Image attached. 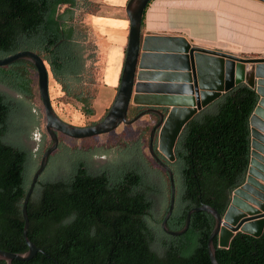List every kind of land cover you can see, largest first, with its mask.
Returning a JSON list of instances; mask_svg holds the SVG:
<instances>
[{
	"label": "trees",
	"instance_id": "1",
	"mask_svg": "<svg viewBox=\"0 0 264 264\" xmlns=\"http://www.w3.org/2000/svg\"><path fill=\"white\" fill-rule=\"evenodd\" d=\"M91 2L0 0V59L24 50L36 53L63 99L81 103L86 116L94 114L93 94L83 85L88 33L76 10ZM142 24L143 17L141 28ZM35 75L34 66L24 60L0 67V85L11 92L0 91V250L17 254L28 250L22 238V202L42 154L51 145L43 130L35 139L42 117L31 102ZM257 102L255 90L245 84L222 94L184 126L173 162L157 151L155 133L153 150L170 168L175 187L167 229L180 231L187 212L201 205L224 214L232 191L247 173L249 119ZM145 109L130 103L127 119ZM152 128L117 146L112 160L103 164L95 159L109 149L72 148L57 133L58 147L27 205L28 238L50 259L38 253L12 264H211L207 241L213 216L192 213L181 236H170L161 228L171 187L168 173L143 148H148ZM213 247L218 264H264V229L257 238L237 232L228 248H220L214 238Z\"/></svg>",
	"mask_w": 264,
	"mask_h": 264
},
{
	"label": "water",
	"instance_id": "2",
	"mask_svg": "<svg viewBox=\"0 0 264 264\" xmlns=\"http://www.w3.org/2000/svg\"><path fill=\"white\" fill-rule=\"evenodd\" d=\"M151 0H128L125 13L129 22L127 45L114 100L106 115L97 123L77 127L62 121L54 112L49 96V73L42 58L32 51H19L0 59V67L17 61L30 62L37 76L38 94L43 109L45 132L51 145L44 151L34 172L22 202L24 222L22 238L27 252L17 254L0 250V260L6 264L13 261L26 262L42 254V249L28 238L29 220L27 205L38 178L43 173L49 156L58 147L57 133L74 140L94 138L113 132L120 125H131L144 115L158 116V122L149 136L150 156L169 176L171 187L169 208L161 222L162 230L170 236H181L189 228L194 212H206L215 220L207 241V254L211 264H218L213 247L214 238L220 248H228L237 232L259 237L264 229V57L243 58L229 53L208 50L190 44L180 36H143L141 23L144 11ZM264 3V0H257ZM239 84L255 90L257 105L249 119L250 157L247 173L241 185L232 191L229 204L223 215L214 208L201 205L187 212L185 225L180 231L167 229V221L174 207L175 187L173 174L153 150L154 134L157 131V151L169 162L175 160L174 146L182 129L198 112L217 100L222 94ZM138 94L161 102L139 101ZM130 103L145 107L131 120L127 119ZM177 110H184L169 145L164 147L161 136L168 120Z\"/></svg>",
	"mask_w": 264,
	"mask_h": 264
},
{
	"label": "crops",
	"instance_id": "3",
	"mask_svg": "<svg viewBox=\"0 0 264 264\" xmlns=\"http://www.w3.org/2000/svg\"><path fill=\"white\" fill-rule=\"evenodd\" d=\"M127 2L121 0V5L117 6L124 9ZM120 15L116 26H98L103 33L107 28L114 29L112 45L121 59L115 92L129 30L126 13ZM141 32L143 36L184 37L194 46L243 58L264 57V3L257 0H151L144 11ZM96 43L101 56L102 47L98 41Z\"/></svg>",
	"mask_w": 264,
	"mask_h": 264
},
{
	"label": "rangeland",
	"instance_id": "4",
	"mask_svg": "<svg viewBox=\"0 0 264 264\" xmlns=\"http://www.w3.org/2000/svg\"><path fill=\"white\" fill-rule=\"evenodd\" d=\"M88 5H82L79 10H76V17L78 22L86 27L88 33L89 47L86 54L87 62L85 65L86 73L84 76L83 85L93 94V99L90 102V107L93 108L94 114L92 116H86L82 111V104L69 99H63V93L60 87L49 76V96L51 104L55 114L65 123L77 126L86 127L90 123L100 121L109 110L114 97L115 87L118 84V74L121 67V59H119L117 49L112 45L115 38L112 31L114 29L107 28V31L101 32L99 25H113L116 26L121 16L124 14L125 8L121 5V0H94ZM126 6V5H125ZM96 14V16H92ZM104 19V20H102ZM103 34V35H101ZM102 47L103 55L99 56L97 43ZM35 84L33 89L32 107L34 112L38 113L40 118V129L35 133V139L39 137V132L43 130L45 132V121L43 117V111L41 101L38 94L37 76H34ZM0 91L11 94V92L3 85H0ZM15 95V94H14ZM155 124L154 119L149 115L142 116L139 120L131 125H120L113 132L105 135H100L88 140H74L63 137L64 144L70 147L76 148H97L104 147L109 149V153L106 155H98L96 161L100 164L112 160V157L116 151L120 148L117 146L122 145L124 142H130L138 137L141 130L149 128ZM48 143V140H47ZM30 146L34 149L36 141H31ZM144 151L148 152L147 146H144ZM79 156L82 153L77 152ZM51 161V158H50ZM49 165L45 171H48ZM44 173V174H45ZM43 174V175H44Z\"/></svg>",
	"mask_w": 264,
	"mask_h": 264
},
{
	"label": "bare ground",
	"instance_id": "5",
	"mask_svg": "<svg viewBox=\"0 0 264 264\" xmlns=\"http://www.w3.org/2000/svg\"><path fill=\"white\" fill-rule=\"evenodd\" d=\"M139 101H148V102H161V100H156L151 97H145L143 94H138ZM184 114V110H177L173 117H171L167 124L165 125L162 136H161V142L164 147H167L169 145V142L171 140V137L173 133L175 132L177 125L179 123V118L181 115Z\"/></svg>",
	"mask_w": 264,
	"mask_h": 264
},
{
	"label": "flooded vegetation",
	"instance_id": "6",
	"mask_svg": "<svg viewBox=\"0 0 264 264\" xmlns=\"http://www.w3.org/2000/svg\"><path fill=\"white\" fill-rule=\"evenodd\" d=\"M149 117L153 118L155 124H157V122H158V116H156V115H154V114H150ZM155 124L153 125V127L155 126ZM157 131H158V130H156V132H157ZM156 132H155V133H156ZM154 135H155V134H154Z\"/></svg>",
	"mask_w": 264,
	"mask_h": 264
}]
</instances>
